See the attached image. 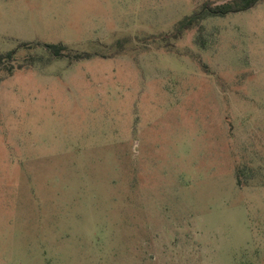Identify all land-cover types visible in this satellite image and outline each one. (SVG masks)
<instances>
[{
  "label": "rangeland",
  "instance_id": "obj_1",
  "mask_svg": "<svg viewBox=\"0 0 264 264\" xmlns=\"http://www.w3.org/2000/svg\"><path fill=\"white\" fill-rule=\"evenodd\" d=\"M207 1L0 0V264H264V0Z\"/></svg>",
  "mask_w": 264,
  "mask_h": 264
},
{
  "label": "trees",
  "instance_id": "obj_2",
  "mask_svg": "<svg viewBox=\"0 0 264 264\" xmlns=\"http://www.w3.org/2000/svg\"><path fill=\"white\" fill-rule=\"evenodd\" d=\"M263 0H227L222 3H214L211 1L204 2L200 8L195 10L191 15L184 17L175 26L173 37L180 39L186 32L193 30H201L204 22L209 18L226 17L233 13H239L249 10L258 5ZM27 47L29 50L42 48L50 54V56L58 59L72 58L70 49L63 44H24L21 47ZM18 51L0 52V70L13 74L15 63L18 59ZM77 60L88 59L90 54H76ZM21 67H19L20 69Z\"/></svg>",
  "mask_w": 264,
  "mask_h": 264
}]
</instances>
